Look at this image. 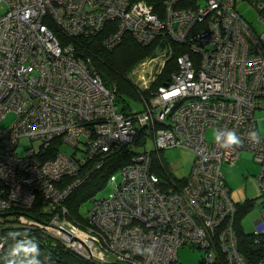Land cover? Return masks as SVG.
<instances>
[{
    "label": "built area",
    "instance_id": "built-area-1",
    "mask_svg": "<svg viewBox=\"0 0 264 264\" xmlns=\"http://www.w3.org/2000/svg\"><path fill=\"white\" fill-rule=\"evenodd\" d=\"M242 3L256 12L258 26L239 13ZM0 4L6 7L0 16V124L14 116L10 126H0V264L9 228L37 231L52 247L59 244L92 264H176L185 245L203 251L198 264H264V256L252 261L239 249V207L221 170L240 152H251L264 197V139L258 128L264 125V0ZM108 22L115 25L102 40L106 49L120 44L125 33L142 46L166 36L187 49L137 114L116 110L115 89L55 33L94 37ZM163 48L152 58L161 65L172 56L171 46ZM147 80L144 89L154 77ZM138 129L151 133L154 152L193 153L183 181L161 159L154 169L153 151L136 150ZM210 130L212 140L206 138ZM229 132L240 142L226 145ZM21 139L30 142L24 155L16 152ZM122 148L132 155L117 169L120 181L112 173L105 183L108 195L89 199L83 221L71 218L65 201L90 173L81 168H100ZM158 172H166L168 180ZM38 200L37 219L25 212ZM251 238L264 245V211L253 222Z\"/></svg>",
    "mask_w": 264,
    "mask_h": 264
},
{
    "label": "trees",
    "instance_id": "trees-1",
    "mask_svg": "<svg viewBox=\"0 0 264 264\" xmlns=\"http://www.w3.org/2000/svg\"><path fill=\"white\" fill-rule=\"evenodd\" d=\"M149 2L159 5L161 0H149ZM114 25L113 22L106 23L104 29L99 34L89 38L78 37L70 39L56 29L55 33L61 45H71L74 54L82 58L93 73L100 76L103 84L107 88L115 89L116 102H123V98L126 96L131 98L135 106L137 105V109H133L131 106L129 109H126L122 105L119 111L125 115L136 114L144 110V106L138 103V101L148 100L152 92H156L158 87L163 85L170 78V75L176 69V58L187 50L185 48L176 47L178 45L166 36H159L150 45L142 46L129 33L123 35L120 44L112 49H106L102 45V40L113 33ZM160 46L162 48L164 46H171L172 56L165 64L158 79L152 81L148 88H145V91L134 92L129 85L127 75L142 59L155 57L157 47L159 48ZM157 54H159V52ZM150 140L151 133L147 132L145 129H138L133 144L136 148L140 149L144 148ZM52 150L55 151L56 147L52 146ZM131 155L132 153L126 148H122L106 157L100 168L90 171L92 169V164L91 166L89 164L83 166L84 168L82 171L84 174L85 172H90L88 177L65 201L71 218L83 221V217L80 215L79 211L81 205L101 191L105 186L107 178L117 171L118 168L127 164ZM159 159L160 158H158V160ZM158 160L154 159V169L155 166L158 165ZM158 174L162 180H168L166 172H158ZM41 206L42 202L38 200L35 205L25 213L38 219V216H40L38 211ZM237 206L239 208L236 221L245 212L246 208L250 206V202L245 201L242 205ZM236 232L240 244L239 249L246 258L253 261L264 256V245H254L252 243L251 234L241 232V230H238L237 226ZM6 236L4 264H30L33 260L39 261L40 264H92L74 252L66 250L59 244L52 247L46 236L34 230L9 228L6 231ZM33 245H35L38 254L27 253L25 251V249L31 248Z\"/></svg>",
    "mask_w": 264,
    "mask_h": 264
},
{
    "label": "rangeland",
    "instance_id": "rangeland-1",
    "mask_svg": "<svg viewBox=\"0 0 264 264\" xmlns=\"http://www.w3.org/2000/svg\"><path fill=\"white\" fill-rule=\"evenodd\" d=\"M237 9L246 21L252 25L258 26L256 21V12L249 8L247 4L242 3L240 6L237 5ZM5 10V5L0 4V16L5 12ZM163 50L164 48L161 46L159 48L157 47L155 55H157L158 52L161 53ZM152 58L153 57H147L139 61L127 75L129 85L136 93L137 91H145L144 85L147 84V77H154V80L158 79V76L162 73V70L168 61L167 60L164 65H161L159 60L153 61ZM154 93L152 92V95L149 96L148 100H140L138 103H141V105L144 106V109L147 108L154 97ZM122 105L126 109H129L130 106L133 107V109H137V105L135 106L131 98L126 96L123 98V102L115 101L116 110L119 111L122 108ZM13 120V115H7L2 120L0 126L2 128H6L11 125ZM258 128L264 139V125L262 122L258 123ZM214 137L215 131L210 130L207 132L206 138L208 140H212ZM29 147L30 142L27 139H21L18 142L16 152L20 155H24L26 149ZM65 150L68 151L69 149L66 148ZM136 150L141 149L138 148ZM145 150L153 151V158L155 160L160 158L166 166L167 172L177 181H182L190 172L194 156L188 149L173 148L156 153L154 152L152 141H149L145 145ZM221 170L224 174L226 185L230 190V198L232 201L239 206L245 203V201L250 202V206L246 208L245 212L237 220L236 226L238 230H241V232L251 234L253 230V222L264 211V197L261 195L257 184V175L260 172L259 165L254 161V157L251 152L242 151L233 165L224 164L222 165ZM114 175L116 176L117 181H120V172L115 171ZM110 191V187L106 185L101 191L95 194V197H106ZM89 207L90 201L88 200L79 208L80 215L83 218L87 215ZM202 256L203 251L201 249L185 245L178 249V260L176 264H198Z\"/></svg>",
    "mask_w": 264,
    "mask_h": 264
},
{
    "label": "clouds",
    "instance_id": "clouds-1",
    "mask_svg": "<svg viewBox=\"0 0 264 264\" xmlns=\"http://www.w3.org/2000/svg\"><path fill=\"white\" fill-rule=\"evenodd\" d=\"M254 135L255 134L253 133V136ZM216 139L217 140H220V137L217 135L216 136ZM239 142H240L239 141V137L234 132H229V134L224 139V143L226 145H230V144H234V143H239ZM25 251L27 253L38 254L37 253V249L35 248V245H33L31 248L25 249ZM30 264H40V262L39 261H36V260H33V261L30 262Z\"/></svg>",
    "mask_w": 264,
    "mask_h": 264
},
{
    "label": "bare ground",
    "instance_id": "bare-ground-1",
    "mask_svg": "<svg viewBox=\"0 0 264 264\" xmlns=\"http://www.w3.org/2000/svg\"><path fill=\"white\" fill-rule=\"evenodd\" d=\"M174 43H175V42H174ZM175 44H177V43H175ZM177 45L180 46L179 44H177ZM138 113H139V112H138ZM136 114H137V113H136ZM131 115H133V114H131ZM83 168H84V167L81 168V171L83 170Z\"/></svg>",
    "mask_w": 264,
    "mask_h": 264
}]
</instances>
